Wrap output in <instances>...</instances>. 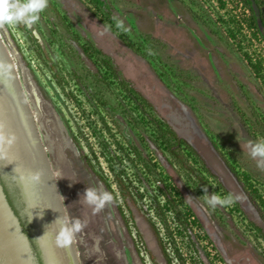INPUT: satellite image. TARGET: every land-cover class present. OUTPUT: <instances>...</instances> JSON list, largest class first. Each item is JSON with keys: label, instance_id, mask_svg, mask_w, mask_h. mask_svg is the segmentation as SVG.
<instances>
[{"label": "rangeland", "instance_id": "1", "mask_svg": "<svg viewBox=\"0 0 264 264\" xmlns=\"http://www.w3.org/2000/svg\"><path fill=\"white\" fill-rule=\"evenodd\" d=\"M46 2L31 27H0V44L35 117L39 154L66 221L81 222L71 238L77 263L264 264V168L248 148L264 143V43L250 11L239 0ZM256 14L264 22V0ZM101 55L193 147L205 170L182 148L196 173L160 153L146 123L151 112L124 97ZM101 117L110 129L102 135ZM101 139L151 153L196 221L181 231L169 218L171 236L160 232L167 258L149 229L150 219L158 225L145 210L149 198L125 208ZM94 171L109 180L121 212L113 200L102 207L85 201V188L107 191ZM139 188L156 192L152 183ZM211 195L234 202L213 209L205 202Z\"/></svg>", "mask_w": 264, "mask_h": 264}, {"label": "trees", "instance_id": "2", "mask_svg": "<svg viewBox=\"0 0 264 264\" xmlns=\"http://www.w3.org/2000/svg\"><path fill=\"white\" fill-rule=\"evenodd\" d=\"M239 1L250 11L253 26L264 43V22L256 14V9H259V0ZM82 52L84 55L87 54L85 50ZM101 56L100 62L105 69L106 76L112 78L119 85L120 90L125 95L124 97L136 104L138 110H149V112H151L149 120L146 121V123L152 128V132L154 133V139L152 142L160 153L162 155L164 153L169 154L180 169L190 172V174L196 173L195 168L188 164V159L179 152L182 148L187 151V154L192 155V160L197 161L202 170H205L203 163L200 161L199 156L194 151L193 147L184 139L180 138L165 121L158 119L154 113L152 104L118 75L117 71L106 57L103 55ZM105 104L106 103L103 102L102 106H105ZM101 124L102 127L99 128L101 135L103 130L110 131L106 121H104L102 117ZM98 144L101 150L100 155L106 163L108 172L112 176V181L115 184L116 191L125 208L130 212L131 207L137 208V200H141L144 196L149 198V204L146 206L145 210L151 211L154 218L158 221L157 225L150 219V221H148L149 229L160 252L165 258H167L164 239L160 233L161 230L167 237L171 236V221L169 219L171 218L172 221L176 223V228L178 230L191 231L192 224H196V221L193 220V216L188 210L183 209L180 206L178 195L174 190V187L157 173V165L153 162L151 153L142 155L141 151L133 143L129 142L126 145H122L116 139H113L111 142L101 139ZM111 145L114 147H110ZM93 154V158H96L95 153ZM129 169L133 172V178L127 173ZM94 173L103 183L107 192L111 193L113 202L121 212L117 195L112 190L109 180L99 172L94 171ZM151 183L154 184L156 192L149 193V189H146L143 192L140 191L139 186L147 188ZM8 201L12 207L9 199Z\"/></svg>", "mask_w": 264, "mask_h": 264}, {"label": "water", "instance_id": "3", "mask_svg": "<svg viewBox=\"0 0 264 264\" xmlns=\"http://www.w3.org/2000/svg\"><path fill=\"white\" fill-rule=\"evenodd\" d=\"M5 59V58H4ZM2 73V75H1ZM0 73V108L3 110V116L7 119L10 115L8 111V102L10 98L4 94L3 86L5 81H9L14 92V101L18 106L23 109V113L26 114L27 124L33 139L39 144L36 126L33 117L30 114V108L28 102L23 96L20 86L16 80L13 69L10 73ZM6 78V79H5ZM6 84V83H5ZM1 111V110H0ZM28 112V114H27ZM9 113V114H8ZM11 117V115H10ZM2 118V117H1ZM44 156L41 152V158ZM0 170H8L14 177L16 184L18 185L23 202L25 203V212L28 216L29 223L31 225V233L35 238L42 264H48L47 256L50 257L51 264H67L63 256L61 257L60 247L67 246L70 251V243H66L67 233L63 231L61 225L66 221L63 209L60 204V200L55 191L54 185L51 180L52 194H48L44 184L42 187L38 182L39 191L43 193L45 190L44 200L42 198V206L44 212L40 213V209L36 214L34 209L29 203L28 195H26L25 186L21 183L13 169L9 164L4 152L0 148ZM49 176V175H48ZM39 179V177H38ZM50 179V176H49ZM50 192V191H49ZM40 193V194H41ZM42 195V194H41ZM41 198V197H40ZM46 199V200H45ZM39 215L42 219V223L39 221ZM43 225V226H42ZM42 235V236H41ZM41 237L45 240L46 248L41 241ZM63 241V242H62ZM73 249V247H72ZM49 253V254H48ZM71 255V254H70ZM52 257V258H51ZM0 264H40L36 252L34 251L28 235L24 232V229L20 223V220L13 208L11 207L7 196L4 192L3 186L0 181Z\"/></svg>", "mask_w": 264, "mask_h": 264}, {"label": "bare ground", "instance_id": "4", "mask_svg": "<svg viewBox=\"0 0 264 264\" xmlns=\"http://www.w3.org/2000/svg\"><path fill=\"white\" fill-rule=\"evenodd\" d=\"M10 66L11 65L6 54V50L0 44V73H10ZM2 90L4 91V94H6L10 98V101L8 102V111L11 117L10 115H8L9 117H7L6 119L3 116V110L0 108V137H2V139H0V148L4 152L9 164L13 167L18 180L25 186L26 195H28L29 199L28 201L32 206V210L34 209V213L37 216L39 209L40 213L44 212L45 209L43 208L41 203H44V201H42V198L44 200L43 196L45 194V190L43 189L44 192L41 193L39 191V188L42 187L43 183V186H45L48 194H52L51 179H49L47 173L48 169L42 162L40 156L41 153L39 154L40 148H38L39 146L33 139L31 131L29 130L26 114L23 113V109H21L14 101L15 95L9 81L4 82ZM56 149L58 153L59 147L56 146ZM38 182H40L41 185V187L39 186V188ZM38 219L42 223L40 215ZM41 241L44 245V249H47L43 237H41ZM70 246V251L67 246L60 247L61 257L63 256L67 264H78L75 251L74 249H72V244H70ZM47 261L48 264H51L49 256H47Z\"/></svg>", "mask_w": 264, "mask_h": 264}, {"label": "clouds", "instance_id": "5", "mask_svg": "<svg viewBox=\"0 0 264 264\" xmlns=\"http://www.w3.org/2000/svg\"><path fill=\"white\" fill-rule=\"evenodd\" d=\"M46 6V0H26V2H21V0H0V27L8 24H23L31 27L37 22L39 13ZM248 148L249 156L256 159V166L258 168H264V143L257 142L253 145L252 142H249ZM203 191L205 193L207 192L206 190ZM82 196L88 204L97 207H102L105 203L112 201L111 193L95 188H85ZM205 202L214 209L217 205L231 204L234 200L232 196L221 199L216 195H211ZM81 227L82 225L79 220H73L71 222L65 221L61 225L63 231L67 233L66 243L71 242L74 233L79 231Z\"/></svg>", "mask_w": 264, "mask_h": 264}, {"label": "flooded vegetation", "instance_id": "6", "mask_svg": "<svg viewBox=\"0 0 264 264\" xmlns=\"http://www.w3.org/2000/svg\"><path fill=\"white\" fill-rule=\"evenodd\" d=\"M0 181L7 198L12 204L14 212L20 220L24 232L28 235L30 239L31 245L34 251L36 252L38 260H40V263L42 264L35 238L31 233V225L29 223L28 216L25 212V203L23 202L21 191L18 185L16 184L14 177L10 174L8 170H0Z\"/></svg>", "mask_w": 264, "mask_h": 264}]
</instances>
